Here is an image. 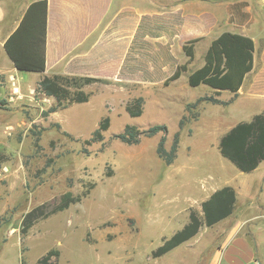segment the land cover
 Segmentation results:
<instances>
[{
    "label": "rangeland",
    "instance_id": "rangeland-1",
    "mask_svg": "<svg viewBox=\"0 0 264 264\" xmlns=\"http://www.w3.org/2000/svg\"><path fill=\"white\" fill-rule=\"evenodd\" d=\"M149 1L150 7L154 1ZM170 1L179 5V0L165 4ZM184 4L198 12L211 6L217 20L208 34L182 43L198 39L193 60L178 80L167 87L91 84L83 88L90 94L87 103L46 115L56 103L35 91L42 77L51 76L38 69L44 66L40 29L20 43L21 65L34 68L16 65L0 44V264H39L49 251L58 252L49 264L209 263L221 232L214 227L202 226L194 238L160 258H152L151 253L188 223L191 212L202 219L201 200L210 190L233 187L244 175L220 155L218 146L233 126L264 112L260 91L264 89V32L260 31L264 0H182ZM246 5L255 9L251 13L255 21L247 25L256 40L255 66L241 93L234 98L205 85L189 87L188 76L202 66L211 41L225 31L240 33L246 26ZM95 14L93 23L105 16L102 11ZM11 23L0 30V41L12 29ZM166 32L176 42L184 35L177 19ZM106 38L99 46L102 53L112 47ZM168 53L160 57L164 67L151 73L155 85H160L168 64L178 59ZM178 55L179 64L187 62L181 49ZM110 61L99 60L100 69L109 72ZM210 96L232 103L202 102L186 112L187 104ZM139 97L142 114L132 118L125 106ZM105 117L109 127L103 140L86 143ZM183 117L188 120L180 129ZM126 125L140 131L163 125L166 131L126 145L115 138ZM176 134V157L167 166L156 147L165 138L164 149L170 151ZM67 192L83 198L44 218ZM28 213L34 222L22 236L21 223Z\"/></svg>",
    "mask_w": 264,
    "mask_h": 264
},
{
    "label": "crops",
    "instance_id": "crops-1",
    "mask_svg": "<svg viewBox=\"0 0 264 264\" xmlns=\"http://www.w3.org/2000/svg\"><path fill=\"white\" fill-rule=\"evenodd\" d=\"M153 1L149 7V0H0V30L12 21V29L0 44L9 58L20 57L21 41L40 29L44 75L90 77L126 86H162L181 62L178 51L182 43L208 34L217 19L211 6L198 12L191 4L182 6V0L177 7L173 1ZM99 11L105 16L93 23L92 13ZM244 12L249 14L248 20L238 34L250 37L255 44V35L247 26L255 21L251 14L255 9L246 5ZM176 19L184 30L178 42L177 38L170 40L173 34L166 32ZM260 31L264 32V24ZM105 38L112 47L102 53L99 46ZM168 52L179 60L168 64L160 85H155L158 82L151 73L164 67L160 57ZM102 59L111 60L109 72L100 69ZM260 91L264 93V89ZM243 174L233 187L223 186L235 191L236 203L232 214L213 226L221 232L208 264H264V166L259 164ZM223 187L210 190L201 203Z\"/></svg>",
    "mask_w": 264,
    "mask_h": 264
},
{
    "label": "trees",
    "instance_id": "trees-1",
    "mask_svg": "<svg viewBox=\"0 0 264 264\" xmlns=\"http://www.w3.org/2000/svg\"><path fill=\"white\" fill-rule=\"evenodd\" d=\"M197 41L198 39H194L182 46V52L187 58V62L177 66L174 73L164 81V87L178 80L188 70L187 65L194 57L193 44ZM254 52L255 44L250 37L238 33L224 32L211 41L205 52L202 66L190 73L187 84L191 88L205 85L215 92H229L235 98L247 75L253 69ZM13 58L15 64L19 67L34 68L22 66L19 60L20 57L16 55ZM42 68V66L38 68L39 71ZM96 83L108 84L107 81L97 78L54 74L42 77L38 81L35 91L45 97L54 99L56 103L55 106L45 112L46 115L54 113L58 109H65L73 104L87 103L90 94L84 92L83 88ZM202 102L226 106L231 104L232 100L222 103L211 96L199 97L193 104L185 106L186 112L195 109ZM142 105L143 98H136L125 106V111L132 118L139 117L142 114ZM186 120H188L186 117L180 120V129ZM108 127L109 118L105 117L99 122L98 127L86 143L101 142L103 133L107 131ZM165 131L166 127L163 125H155L145 131H140L135 126L126 125L115 138L126 145H136L141 137L151 138L159 133L163 134ZM178 139L179 134H176L170 151L164 149L165 138H161L156 147L157 156L167 166L171 165L176 157ZM218 149L220 155L233 164L238 171L242 173L254 171L264 160V112L253 116L249 122H241L233 126L220 138ZM82 198V196L74 197L70 192L63 194L59 203L45 214L44 218L65 210L70 204L80 202ZM235 203L236 194L232 188L223 187L216 190L207 200L201 203L202 219L191 212L188 223L170 238L164 240L151 253L152 258H160L188 242L198 234L202 226L211 228L226 219L232 214ZM33 222L30 213L24 216L20 227L22 236L27 234ZM52 257H58V252L49 251L38 263L49 264Z\"/></svg>",
    "mask_w": 264,
    "mask_h": 264
}]
</instances>
